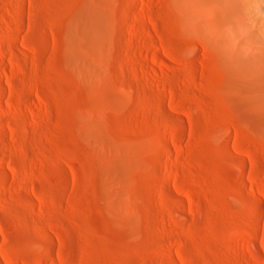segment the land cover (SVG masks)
<instances>
[{
    "label": "rangeland",
    "instance_id": "374dc122",
    "mask_svg": "<svg viewBox=\"0 0 264 264\" xmlns=\"http://www.w3.org/2000/svg\"><path fill=\"white\" fill-rule=\"evenodd\" d=\"M172 1L0 0V264H264V20Z\"/></svg>",
    "mask_w": 264,
    "mask_h": 264
},
{
    "label": "bare ground",
    "instance_id": "6f19581e",
    "mask_svg": "<svg viewBox=\"0 0 264 264\" xmlns=\"http://www.w3.org/2000/svg\"><path fill=\"white\" fill-rule=\"evenodd\" d=\"M172 3L185 20H202L215 39L238 45L244 36L245 41L260 44L247 23L264 20V0H173Z\"/></svg>",
    "mask_w": 264,
    "mask_h": 264
}]
</instances>
